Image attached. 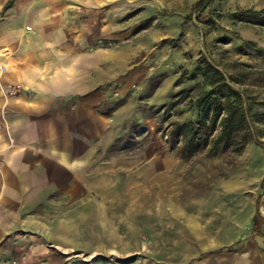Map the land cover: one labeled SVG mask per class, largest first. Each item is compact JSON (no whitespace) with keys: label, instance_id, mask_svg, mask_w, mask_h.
<instances>
[{"label":"rangeland","instance_id":"1","mask_svg":"<svg viewBox=\"0 0 264 264\" xmlns=\"http://www.w3.org/2000/svg\"><path fill=\"white\" fill-rule=\"evenodd\" d=\"M68 3L48 31L68 44L80 39L84 93L38 117L39 133L62 138L41 146L65 150L62 169L51 166L56 157L33 158L51 168L50 195L30 206L43 219L51 261L59 264L65 246L67 264L180 262L182 231L196 216L210 229L236 205L243 220L264 190V27L232 18H262L264 0ZM204 60L242 94L259 144L186 154L166 142L171 124L196 120L187 95L195 102L209 89Z\"/></svg>","mask_w":264,"mask_h":264},{"label":"crops","instance_id":"2","mask_svg":"<svg viewBox=\"0 0 264 264\" xmlns=\"http://www.w3.org/2000/svg\"><path fill=\"white\" fill-rule=\"evenodd\" d=\"M68 1L0 0V264L54 263L43 219L30 206L44 202L53 188L47 181L51 168L47 172L33 158L56 157L50 164L62 169L66 155L62 148H41L62 138L39 133L38 117L84 93L88 56L80 39L71 36L68 44L48 31L57 27ZM6 28L13 29L12 37L5 36ZM6 49L12 54L2 58ZM257 197L250 198L243 220L236 205L227 223L214 219L210 229H202L203 218L196 216L181 234L182 260L169 264H264V235L251 228ZM59 253V264H67L68 248Z\"/></svg>","mask_w":264,"mask_h":264},{"label":"trees","instance_id":"3","mask_svg":"<svg viewBox=\"0 0 264 264\" xmlns=\"http://www.w3.org/2000/svg\"><path fill=\"white\" fill-rule=\"evenodd\" d=\"M6 4H9V1ZM261 13L264 14V11ZM260 16L232 14L235 21L264 27V16L262 18ZM200 74L203 81L209 85V89L201 93L195 102L191 95H187L188 105L196 108V120L171 124L167 130L168 145L170 147L176 145L181 153L191 154L200 149L214 152L218 148L240 152L248 141L259 144L260 142L254 138L256 130L252 126L250 107L240 91L235 89L224 74L209 61L204 60ZM194 89L195 87L183 90L182 93L190 94ZM261 196L264 197V190L257 197L251 225L252 231L257 235H264V218L259 212Z\"/></svg>","mask_w":264,"mask_h":264},{"label":"built area","instance_id":"4","mask_svg":"<svg viewBox=\"0 0 264 264\" xmlns=\"http://www.w3.org/2000/svg\"><path fill=\"white\" fill-rule=\"evenodd\" d=\"M3 70H4V67L2 65H0V71H3ZM1 264H14V262L11 261V260H8V261H5V262H3Z\"/></svg>","mask_w":264,"mask_h":264}]
</instances>
